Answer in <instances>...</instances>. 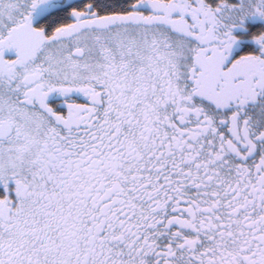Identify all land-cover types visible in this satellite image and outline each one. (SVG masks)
<instances>
[{
  "label": "snow or ice",
  "instance_id": "6c2138e0",
  "mask_svg": "<svg viewBox=\"0 0 264 264\" xmlns=\"http://www.w3.org/2000/svg\"><path fill=\"white\" fill-rule=\"evenodd\" d=\"M0 264H264V0H0Z\"/></svg>",
  "mask_w": 264,
  "mask_h": 264
}]
</instances>
